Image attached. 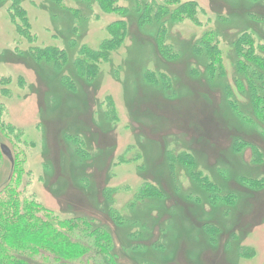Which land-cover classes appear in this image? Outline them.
<instances>
[{
	"label": "rangeland",
	"instance_id": "374dc122",
	"mask_svg": "<svg viewBox=\"0 0 264 264\" xmlns=\"http://www.w3.org/2000/svg\"><path fill=\"white\" fill-rule=\"evenodd\" d=\"M195 1L200 25L185 20L167 27L178 53L174 61L156 48L158 23L139 24L132 9L125 18L128 36L100 62L92 81L78 77L73 63L82 46L98 48L109 37L107 26L122 16L103 12L96 2L21 0L31 23L28 38L17 31L12 0L0 2V145L19 158L15 171L0 149V188L12 181L59 218L85 217L107 228L115 264H264V187L247 184L264 177V124L241 120L224 92L234 81V38L246 30L264 43V2ZM79 6L81 17L70 10ZM209 29L226 69L214 80L193 50ZM37 46L65 49L67 61L60 67L38 61L30 53ZM149 71L158 79L167 74L170 86L148 82ZM65 76L79 84L67 87ZM236 141L247 144L240 142L237 152ZM184 153L194 157L191 170L201 171L210 188L195 186L190 168L171 158ZM144 182L163 194L130 207ZM105 189H113L112 199ZM37 253L54 256L45 248ZM107 259L100 255L91 264Z\"/></svg>",
	"mask_w": 264,
	"mask_h": 264
},
{
	"label": "trees",
	"instance_id": "16d2710c",
	"mask_svg": "<svg viewBox=\"0 0 264 264\" xmlns=\"http://www.w3.org/2000/svg\"><path fill=\"white\" fill-rule=\"evenodd\" d=\"M2 1L0 0V2ZM55 1L64 5L63 0ZM74 1L79 5L96 2L103 12L122 16V19H117L107 26L109 37L104 39L98 48L87 46L80 48L81 54L75 59L73 65L76 73L84 76L83 78L87 81L96 79L100 62L108 61L112 51L123 45L128 36V21L125 18L132 9L136 10L139 24L152 21L158 23L155 36L156 48L160 56L171 61L177 58L178 53L168 42V25H175L185 20H190L195 25L201 23L199 14L202 12V8L195 0H131L132 3L129 0L130 7L122 4L121 0ZM249 1L264 2L263 0ZM11 3L10 12L16 23L17 31L22 36L30 38L33 34L26 9L21 5V0H12ZM70 10L74 15L82 16L83 11L80 6ZM230 44L235 54V75L233 83L227 82L228 84L226 83L227 85L224 87V92L229 97L228 103L241 120L248 123L258 121L264 124V43L257 44L251 32L241 30V33ZM193 50L205 58V67L212 80L225 77L226 69L222 53L213 30H206L199 37ZM30 53L36 60L54 61L59 67L67 61L66 50L57 46H37L31 49ZM160 76L158 79L154 71L146 73L148 82L169 87L167 74L161 73ZM64 83L69 88H75V84L69 77H64ZM235 89L243 97L242 101L237 99ZM108 108L110 118L113 120L115 116L113 103L109 102ZM240 142L247 144L244 141H236L233 144V149L237 152L242 150ZM254 157L258 159L256 155ZM171 158H177L182 162V165L190 168L188 172L195 186L202 190L211 187L206 176H202L201 171L191 170L195 163L191 154L171 155ZM14 159V170L17 171L19 158L15 155ZM0 160L2 161L1 155ZM169 164L174 167L172 163ZM22 171L18 184L22 181ZM12 177L14 179V175ZM10 183L0 188V264H30V261L25 259L30 255L36 256L38 260L42 259L46 263L54 264H74L76 262L83 264L86 257H89L86 261L91 264V262L97 261L98 256L103 255L108 257L109 264H115L116 258L112 257L114 253L110 251L114 239L107 228L95 226L91 219L85 217L59 218L40 203L26 196L18 185L12 186ZM247 184L252 189L262 188L264 187V177L259 180L251 179V181H247ZM112 192L113 189H105L104 196L112 199ZM162 194L163 190L159 186L144 182L133 193L128 205L130 207L139 206L145 199H154ZM211 201L213 200L211 199ZM109 212L115 221L118 223L122 221V217L115 210L110 209ZM85 241L90 243L93 249L92 253ZM40 248L54 253V256L49 257L44 253H37ZM85 254V258L82 257Z\"/></svg>",
	"mask_w": 264,
	"mask_h": 264
},
{
	"label": "water",
	"instance_id": "95a60500",
	"mask_svg": "<svg viewBox=\"0 0 264 264\" xmlns=\"http://www.w3.org/2000/svg\"><path fill=\"white\" fill-rule=\"evenodd\" d=\"M0 149L2 154L12 163V165H14L15 159L10 147L3 143L0 145Z\"/></svg>",
	"mask_w": 264,
	"mask_h": 264
},
{
	"label": "bare ground",
	"instance_id": "6f19581e",
	"mask_svg": "<svg viewBox=\"0 0 264 264\" xmlns=\"http://www.w3.org/2000/svg\"><path fill=\"white\" fill-rule=\"evenodd\" d=\"M78 75V74H77ZM78 77H80V75H78ZM70 80L74 83V84H79V82L73 78L70 77Z\"/></svg>",
	"mask_w": 264,
	"mask_h": 264
}]
</instances>
